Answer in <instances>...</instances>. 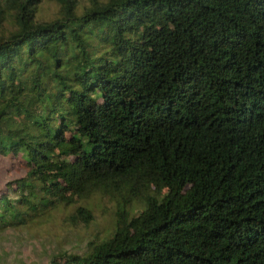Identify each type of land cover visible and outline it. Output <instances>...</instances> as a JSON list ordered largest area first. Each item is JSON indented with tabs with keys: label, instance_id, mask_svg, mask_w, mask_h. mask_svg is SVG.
I'll use <instances>...</instances> for the list:
<instances>
[{
	"label": "trees",
	"instance_id": "obj_1",
	"mask_svg": "<svg viewBox=\"0 0 264 264\" xmlns=\"http://www.w3.org/2000/svg\"><path fill=\"white\" fill-rule=\"evenodd\" d=\"M41 1L0 0V228L99 195L45 264H264V0Z\"/></svg>",
	"mask_w": 264,
	"mask_h": 264
},
{
	"label": "rangeland",
	"instance_id": "obj_2",
	"mask_svg": "<svg viewBox=\"0 0 264 264\" xmlns=\"http://www.w3.org/2000/svg\"><path fill=\"white\" fill-rule=\"evenodd\" d=\"M91 1L80 0V5H89ZM38 8L37 22L57 16L55 0H42ZM24 173L18 159L0 156V190ZM88 204L93 213L89 224L68 217L74 208L60 207L25 225L0 228V264H45L60 253L87 255L93 244L111 234L115 211L114 202L107 197L93 196ZM135 205L137 209L142 206L140 202Z\"/></svg>",
	"mask_w": 264,
	"mask_h": 264
}]
</instances>
